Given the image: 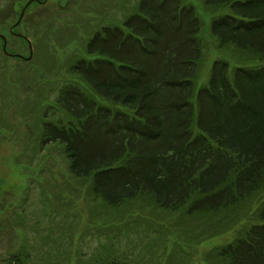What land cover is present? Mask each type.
Instances as JSON below:
<instances>
[{"label": "trees", "instance_id": "obj_1", "mask_svg": "<svg viewBox=\"0 0 264 264\" xmlns=\"http://www.w3.org/2000/svg\"><path fill=\"white\" fill-rule=\"evenodd\" d=\"M125 1L78 49L50 55L52 80L32 94L41 117L21 112L43 188L24 238L76 212L60 238L74 244L87 226L110 239L77 259L45 251L37 264H264V0ZM56 152L64 174L52 178ZM135 234L149 239L133 256L119 237ZM28 260L20 249L4 264Z\"/></svg>", "mask_w": 264, "mask_h": 264}, {"label": "rangeland", "instance_id": "obj_2", "mask_svg": "<svg viewBox=\"0 0 264 264\" xmlns=\"http://www.w3.org/2000/svg\"><path fill=\"white\" fill-rule=\"evenodd\" d=\"M43 1H45L43 4L32 3L29 5L28 0H0V32L6 35V48L14 49L25 55L28 53L26 41L9 33V27L16 22L23 6L25 7L23 18L14 29L25 34L33 43V56L29 61L23 63H16L13 58L5 55L0 49V264H4V259L8 255L20 249H27L30 253V260L26 264H37L40 257H44L45 251L56 248L63 249L67 254L71 253L72 259H77L94 252L100 247L99 243L101 242L107 245L110 243V239H106L104 234L98 236L95 229L92 228L88 231L87 226L84 228V237L75 239L74 244L68 236L60 238L59 234L64 230L62 225L66 229L68 223L79 219V214L76 212H73L74 216L64 220L59 219V221L46 217L41 225V231L34 232L32 235L30 233L27 240L24 238L25 235L29 236V231H25L23 227H28L29 223H32L33 211L34 216H37V208L40 206L35 204V201L36 197L40 196L38 191L42 195L41 189L43 188L40 187L41 183H38L39 177L35 173L36 166L26 158L32 137L29 135L26 121L21 112L24 110L30 122L41 117L43 106H40L38 98L32 94L35 93L37 82L43 83L46 78L50 80L51 75H54L52 71L48 70L50 55L57 59V56L63 57L73 49H78L91 30L93 32L100 24L102 26L110 24L108 17L119 19L124 13L122 9L125 11L128 7L125 0ZM33 34H37L39 37H33ZM1 44L2 40L0 39V47ZM61 61L62 59H59L57 62ZM45 62L48 64L47 68ZM49 155L52 156L49 157ZM49 155V161L53 163L50 168L52 178L61 177L64 174L65 164L60 159L59 152H56V155L52 153ZM53 156L55 160L52 158ZM34 186L36 191L33 192ZM28 187L29 189H27ZM31 191L33 195L30 193ZM46 193L49 194L48 190ZM30 196L33 198V203L29 201ZM78 202L79 212L85 219L87 218L86 208L82 200ZM133 221L135 220L129 222L133 223ZM145 223L146 220L136 224L139 234L146 225ZM54 225H56V231L59 230L58 234H52L50 239L41 241L40 236L48 231L49 226ZM147 230L149 235L156 236L150 226L147 227ZM99 232L102 233L104 230L100 229ZM228 238V234L215 236L204 240L200 246L204 244L203 246L209 248L226 242ZM23 239L26 241L24 240V242ZM119 239V247L125 251L132 250L134 256L149 238L140 235L138 238L135 234L133 244L124 236ZM119 239H114V243ZM143 239L144 241L141 243ZM159 251L161 252V250ZM145 252L147 255L150 253L149 250ZM159 257L161 254L155 256L158 259Z\"/></svg>", "mask_w": 264, "mask_h": 264}, {"label": "flooded vegetation", "instance_id": "obj_3", "mask_svg": "<svg viewBox=\"0 0 264 264\" xmlns=\"http://www.w3.org/2000/svg\"><path fill=\"white\" fill-rule=\"evenodd\" d=\"M15 27H9V33L15 35L16 37H20L22 38L23 40L26 41L27 43V47H28V53L25 55L23 54L22 52H17L15 51L14 49L11 50V49H7L6 48V35L3 33V32H0V39L2 40V44H1V47L0 49L3 51V53L11 58H13L15 60L16 63H23V62H27L29 61L32 56H33V52H32V56L30 58L27 59V57L29 56L30 52H29V45H28V40L26 37L25 34L23 33H20L19 31H16L14 29ZM4 42H5V50L3 49V45H4ZM33 48V47H32Z\"/></svg>", "mask_w": 264, "mask_h": 264}, {"label": "water", "instance_id": "obj_4", "mask_svg": "<svg viewBox=\"0 0 264 264\" xmlns=\"http://www.w3.org/2000/svg\"><path fill=\"white\" fill-rule=\"evenodd\" d=\"M24 8H25V7H23V9L21 10L18 20L21 19L22 15H23V13H24ZM28 45H29V51H30V54H29V56H28L27 58H30L31 55H32V45H31L30 42H28ZM3 49H5V42H4V45H3Z\"/></svg>", "mask_w": 264, "mask_h": 264}]
</instances>
